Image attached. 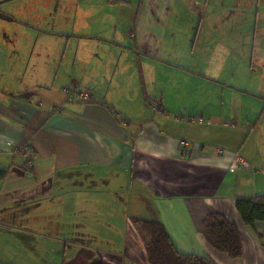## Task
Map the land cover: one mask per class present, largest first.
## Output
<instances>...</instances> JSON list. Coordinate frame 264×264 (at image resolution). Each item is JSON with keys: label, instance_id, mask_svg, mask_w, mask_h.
Masks as SVG:
<instances>
[{"label": "crops", "instance_id": "crops-1", "mask_svg": "<svg viewBox=\"0 0 264 264\" xmlns=\"http://www.w3.org/2000/svg\"><path fill=\"white\" fill-rule=\"evenodd\" d=\"M82 1L0 0L11 19L0 29L12 30L0 37V264H148L133 219L160 223L181 254L264 264V221L250 227L235 208L264 197V35L248 67L242 53L217 73L208 0L198 19L182 0H139L132 22L106 0L70 26ZM174 2L173 15L190 16L171 17ZM231 22L215 33H233ZM164 81L171 97L154 112L148 91L163 96ZM181 87L192 96L179 99ZM73 88L89 102L66 104ZM124 100L126 117L116 112ZM25 144L30 168L14 153ZM233 160L247 167L231 172ZM211 215L236 227L239 258L206 243Z\"/></svg>", "mask_w": 264, "mask_h": 264}, {"label": "rangeland", "instance_id": "rangeland-1", "mask_svg": "<svg viewBox=\"0 0 264 264\" xmlns=\"http://www.w3.org/2000/svg\"><path fill=\"white\" fill-rule=\"evenodd\" d=\"M106 0H83L82 4H85L83 11H75V7L73 6V9L67 13V17L69 18V25L72 26L73 24V17L74 15H77L76 20L78 19L79 15L81 13L86 16L88 14L89 16H92V12L89 11L88 7H93L97 3H103ZM183 3H185V6L190 10V12L193 14L192 16L202 17L203 12L201 10L204 6V0L199 2V5L194 6L188 4L186 0H182ZM259 2V6H258ZM173 5L172 9V15L171 17L174 18H184L190 16V13L187 11H183L182 7L173 15V13L176 11V6ZM114 4V5H112ZM201 5V6H200ZM209 7L204 10V17L206 20L209 21V25L211 28V31L213 33L212 37V43L215 45L212 46L211 52H212V61L211 65L213 70L217 71V73H221L224 68H228V70L232 67H234L237 64V61L239 59L238 56H240L242 53L247 54L248 57H242V60L244 61L245 66L250 65V53H252L253 50V40L254 35L255 36H263L264 35V0H208ZM143 9V4L139 2V0H111V16L114 17L116 20H123L125 22H129L133 19H135V16L138 12ZM102 14V13H101ZM258 14V15H257ZM4 15V14H3ZM95 16L93 15L91 19H93ZM102 17L107 18L102 14ZM257 17V22L255 21V18ZM244 19V20H243ZM230 20L231 23H227V29L230 30L231 26L233 25L234 31L233 33H229L228 35L223 33H215L216 31H223L220 29L221 24H223V21ZM243 20V21H242ZM245 21V22H244ZM75 27H76V23ZM8 26L12 27L11 23L7 24ZM7 26V27H8ZM121 28V27H120ZM126 31V29H123ZM263 30V31H262ZM118 31L120 29L118 28ZM240 31L242 35L246 38V41L242 40V36H237V32ZM12 30H4L0 29V37L4 33L11 34ZM121 32V31H120ZM127 33V32H126ZM1 39V38H0ZM227 45V50H223L221 47H224ZM221 48V51L216 52L218 49ZM68 53H69V62L71 65H73V58L70 57L72 48L68 47ZM74 51V48H73ZM28 55V54H25ZM98 52L95 51V55L93 57L97 58ZM222 68V69H219ZM165 82V81H164ZM167 83L162 84L163 96H155L154 89H150L148 91L149 96H151V100L156 99V103L153 101L150 102L151 107H155L157 103L162 102V98H165L168 100L171 95L169 94V88L167 89ZM166 89V90H165ZM176 91L179 92L178 97L179 99H187L190 98L191 92L187 88L186 91L182 89V87L176 88ZM204 90L197 87L196 89V95L197 98H203L205 93ZM246 98H248L246 95H244ZM244 97V98H245ZM251 99V98H248ZM127 108H130V102L128 103L126 100L123 102L117 104L116 112H122L123 116L126 117L125 114H130V110L127 111ZM126 110V113H125ZM152 113V112H151Z\"/></svg>", "mask_w": 264, "mask_h": 264}, {"label": "trees", "instance_id": "trees-1", "mask_svg": "<svg viewBox=\"0 0 264 264\" xmlns=\"http://www.w3.org/2000/svg\"><path fill=\"white\" fill-rule=\"evenodd\" d=\"M111 2V0H109ZM27 149L28 145L21 146ZM235 208L243 222L253 227L257 221H264V197L238 199ZM139 236L146 248L148 264H213L204 257L181 254L174 249L162 225L150 220L133 219ZM206 243L214 250L232 259L241 256V244L236 227L220 215L209 216L202 225Z\"/></svg>", "mask_w": 264, "mask_h": 264}, {"label": "built area", "instance_id": "built-area-1", "mask_svg": "<svg viewBox=\"0 0 264 264\" xmlns=\"http://www.w3.org/2000/svg\"><path fill=\"white\" fill-rule=\"evenodd\" d=\"M64 93L67 96V99L65 101L66 104L68 103H72L74 100H78L82 103H86L89 102V100L91 99V95L89 92L87 91H79L75 88L73 89H66L64 91ZM58 111H62V109H57ZM154 112H160V108L155 106L153 108ZM198 123L203 122L201 117L196 118ZM14 153L15 154H19L20 156L23 157L26 165L28 166V168H30L32 166V154H30L27 150L22 149L21 147L15 148L14 149ZM247 167L246 162L244 161H237V160H233V162L231 163L229 170L232 172L235 169H237L238 167Z\"/></svg>", "mask_w": 264, "mask_h": 264}, {"label": "water", "instance_id": "water-1", "mask_svg": "<svg viewBox=\"0 0 264 264\" xmlns=\"http://www.w3.org/2000/svg\"><path fill=\"white\" fill-rule=\"evenodd\" d=\"M0 19H4V20H7V21L11 20L10 18L5 17L2 13H0Z\"/></svg>", "mask_w": 264, "mask_h": 264}]
</instances>
